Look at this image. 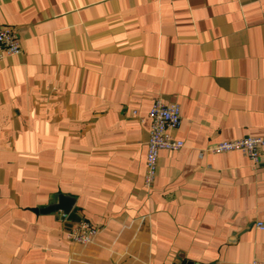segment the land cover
<instances>
[{
	"label": "crops",
	"instance_id": "obj_1",
	"mask_svg": "<svg viewBox=\"0 0 264 264\" xmlns=\"http://www.w3.org/2000/svg\"><path fill=\"white\" fill-rule=\"evenodd\" d=\"M0 25L22 48L0 60V264L264 261V146L205 152L264 138V0H0ZM156 98L185 146L147 188ZM60 194L66 222L40 212Z\"/></svg>",
	"mask_w": 264,
	"mask_h": 264
},
{
	"label": "built area",
	"instance_id": "obj_2",
	"mask_svg": "<svg viewBox=\"0 0 264 264\" xmlns=\"http://www.w3.org/2000/svg\"><path fill=\"white\" fill-rule=\"evenodd\" d=\"M21 50V38L17 29L12 25H0V60L7 56L18 55ZM133 112L134 114L136 113L135 111ZM148 115L151 120V126L144 185L150 188L153 186L157 176L161 150L177 151L185 146V142L174 134L181 125V107L179 103H168L162 98H156ZM263 146V137L249 136L221 142L206 149L205 152L223 153L238 150L255 163H259ZM61 215L65 222L68 221V214L62 213ZM257 225L260 229H264V222H258ZM65 231L70 241L79 244H89L94 240L99 228L87 219L82 218ZM252 264H264V261L255 260Z\"/></svg>",
	"mask_w": 264,
	"mask_h": 264
},
{
	"label": "water",
	"instance_id": "obj_3",
	"mask_svg": "<svg viewBox=\"0 0 264 264\" xmlns=\"http://www.w3.org/2000/svg\"><path fill=\"white\" fill-rule=\"evenodd\" d=\"M74 202H75L74 198L60 194L58 203L52 204V205H49L48 207L40 209V212L48 213V212H52L55 210H62L64 213L68 214ZM35 211H37V209ZM187 264H193V263L188 262Z\"/></svg>",
	"mask_w": 264,
	"mask_h": 264
}]
</instances>
